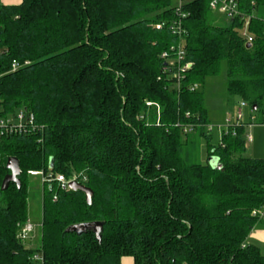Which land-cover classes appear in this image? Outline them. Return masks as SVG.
<instances>
[{
  "label": "trees",
  "instance_id": "trees-1",
  "mask_svg": "<svg viewBox=\"0 0 264 264\" xmlns=\"http://www.w3.org/2000/svg\"><path fill=\"white\" fill-rule=\"evenodd\" d=\"M183 1L180 11L175 0L0 3V116L23 107L43 126L0 137V264H39L37 251L44 264H264L247 241L264 226L252 214L264 207V158L245 156V123L216 145L204 127L186 134L177 125L209 121L205 87L222 75L228 95L264 114V18L253 15L264 0H237L242 14L226 25L210 0ZM180 19L182 36L171 28ZM247 21L252 42L241 33ZM180 42L192 66L178 78L170 49ZM147 101L161 105L159 119ZM197 134L204 163L185 153ZM10 156L21 186L2 190ZM37 170L81 174L94 194L89 204L82 190L44 181L41 244L32 248L17 232ZM93 221L103 222L101 240L93 229L66 232Z\"/></svg>",
  "mask_w": 264,
  "mask_h": 264
},
{
  "label": "rangeland",
  "instance_id": "rangeland-1",
  "mask_svg": "<svg viewBox=\"0 0 264 264\" xmlns=\"http://www.w3.org/2000/svg\"><path fill=\"white\" fill-rule=\"evenodd\" d=\"M179 0H175L177 3ZM217 22L226 25L230 21L226 16L215 12ZM254 16H260L264 18V6L256 9L253 13ZM241 32L249 33L248 28L244 26ZM206 105L209 110V122L214 126V130L211 131L212 142L214 145L218 144L223 136L224 131H229V125L240 121L245 123V139L247 151L245 156L250 157H263L264 158V123H259L262 115L259 111L253 110V115L256 119L252 120L250 106L243 108V116L238 118L239 107L241 99L238 96H230L225 90V76L211 77L208 79L206 87ZM230 119L231 122L226 124V120ZM218 124L220 126H218ZM251 137V140L248 137ZM194 143L190 142L185 147V153L190 154L189 158L191 162L204 163L207 161V141L205 138L200 137L198 134L193 137ZM38 171V170H37ZM36 171V172H37ZM29 179L31 186L29 189L28 199V217L34 223L38 224L35 232L31 238L25 241L26 247L38 248L41 244L42 238V218H43V177L40 173H31L29 171ZM250 238V237H249ZM260 247L262 254L264 255V241L251 242Z\"/></svg>",
  "mask_w": 264,
  "mask_h": 264
},
{
  "label": "built area",
  "instance_id": "built-area-1",
  "mask_svg": "<svg viewBox=\"0 0 264 264\" xmlns=\"http://www.w3.org/2000/svg\"><path fill=\"white\" fill-rule=\"evenodd\" d=\"M183 3H184L183 0H179L176 3L177 10L180 11ZM210 7L214 12H218L226 16V18L229 20L242 14V12L239 9L237 0H210ZM183 17H185V14H182V18ZM163 24L164 23H161V24H158L157 26L161 27ZM245 26L248 28V21L245 23ZM171 28L174 34L182 36L184 32L182 30L183 28L182 19L174 22L173 25H171ZM241 33L247 37L248 42H252L253 40L252 35H250L247 32L245 33L241 32ZM170 50L176 54V57H177L176 60H177L178 66H177V72L175 75L178 78H180L182 76V73L187 71L192 66V63L188 61L184 62L186 53H185L183 42H180L177 46H171ZM170 53L171 52L169 51H165L163 53V56L168 58L170 56ZM171 60L174 63L175 60L173 59ZM18 67H19V63L17 61H14L13 69L15 70ZM198 88H199V85L195 84L192 87V90H196ZM147 105L150 108H153L155 110L156 116L159 119L161 109H162L161 105L158 102H154V101H147ZM246 106H250L249 103L245 100H242L240 103V107H239V114H238L239 119L242 118L243 108ZM186 116L189 118H192V114L190 112H187ZM251 118L252 120L256 119L255 115H253V110L251 112ZM262 119H263L262 123H264V114L262 116ZM240 121L235 122L232 125H229V131L228 132L224 131L223 135L231 133L232 128L243 125V122L240 123ZM230 122H231L230 119L226 120V124ZM177 125L183 127L184 133L186 134L190 132H194L197 128H200V127H204L205 132H207L208 134H211V131L214 130V126L209 121L189 122V123H186L185 125H182L180 122H178ZM218 126L220 125L218 124ZM42 129H43V126L39 125L36 122L35 114L31 112L30 110H28L27 108L22 107L10 116H6V117L0 116V137L5 136V135H11V134H27L28 135V134L40 132ZM232 133L235 134V130H233ZM248 138L251 140L250 136ZM31 173L42 174L43 181H47V180L56 181L59 184V186L64 190L71 189L69 184L72 181H76L81 184H83L82 180L86 181V178L83 177L81 174H74L70 178H67L64 174H60V173H56V174L50 173L49 177H45L42 171H37V172L31 171ZM252 214L253 216L258 217L259 219L264 220V207L254 209ZM37 227H38V224L34 223L30 218L27 219L25 222L20 224L18 228V232H17L18 239L25 244V241L28 238H31L32 234L35 232ZM33 260L39 264L45 263L44 255L40 251H37L33 254Z\"/></svg>",
  "mask_w": 264,
  "mask_h": 264
},
{
  "label": "water",
  "instance_id": "water-1",
  "mask_svg": "<svg viewBox=\"0 0 264 264\" xmlns=\"http://www.w3.org/2000/svg\"><path fill=\"white\" fill-rule=\"evenodd\" d=\"M248 45H250V43H248ZM254 108L256 107L254 106ZM53 161L54 159L51 158V164H50L51 168L53 167ZM208 161L214 168H219V169L222 168V164L220 163L218 156L212 155L209 157ZM6 166L10 170V172L5 175L2 181L1 189L2 190L8 189L11 182L17 183L18 187H20L21 186V180H20L21 168H20L19 158L16 156H10L7 159ZM69 185H70V188L73 190H82L83 192H85L88 203L92 204V197H93L94 191L91 187L78 183L76 181L70 182ZM102 228H103V222L101 221L82 222V223L72 224L68 226L66 229V232H76L77 234H82V233H85L93 229L98 239L101 240Z\"/></svg>",
  "mask_w": 264,
  "mask_h": 264
},
{
  "label": "crops",
  "instance_id": "crops-1",
  "mask_svg": "<svg viewBox=\"0 0 264 264\" xmlns=\"http://www.w3.org/2000/svg\"><path fill=\"white\" fill-rule=\"evenodd\" d=\"M22 2V0H0L1 4L4 5H18ZM249 240H252L251 242L256 241H264V226L261 225L257 228H255L252 233L249 236ZM121 264H134L132 257H123Z\"/></svg>",
  "mask_w": 264,
  "mask_h": 264
}]
</instances>
